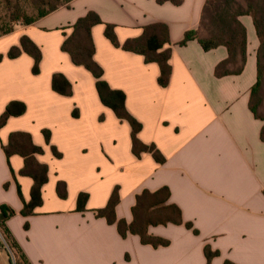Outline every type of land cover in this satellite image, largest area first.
Wrapping results in <instances>:
<instances>
[{
	"label": "crops",
	"instance_id": "crops-1",
	"mask_svg": "<svg viewBox=\"0 0 264 264\" xmlns=\"http://www.w3.org/2000/svg\"><path fill=\"white\" fill-rule=\"evenodd\" d=\"M205 3L73 0L70 7L32 25H18L0 38V118L11 110L0 128V215L2 206L15 212L3 221L0 216V222L28 264H207V247L219 252L212 264H264V121L250 109L260 41L254 22L241 17L248 33L245 69L217 77V65L228 57L226 47L206 51L198 39L178 45L191 30L206 37L201 32ZM89 11L104 22L92 29L104 79L125 92L127 109L143 124L139 138L157 146L164 164L151 153L140 158L133 153L131 125L103 104L93 74L62 50L72 25ZM156 23L166 24L170 32L167 87L159 83L158 63H147L144 55L123 50L106 36V24H113L123 44ZM23 36L42 51L39 74L28 53L8 55L13 47L21 48ZM55 75L71 84L70 95L54 89ZM45 130L51 133L50 143ZM13 132L29 133L44 149L38 161L49 167L43 202L29 215L23 210L32 201L34 179L22 174L21 155L9 159L4 150ZM53 146L62 157L55 156ZM59 181L67 185L66 198L58 194ZM117 186L119 219L131 224L137 196L168 187L170 203L194 228L151 226L150 234L171 242L159 248L143 244L139 235L122 237L116 224L95 214ZM81 193L89 194L85 211L78 209Z\"/></svg>",
	"mask_w": 264,
	"mask_h": 264
},
{
	"label": "trees",
	"instance_id": "trees-1",
	"mask_svg": "<svg viewBox=\"0 0 264 264\" xmlns=\"http://www.w3.org/2000/svg\"><path fill=\"white\" fill-rule=\"evenodd\" d=\"M73 0H0V38L12 33L18 25L29 26L41 18L53 13L62 7H70ZM158 4L171 2L174 5H181L183 0H156ZM251 16L257 31L260 45L257 52V82L252 88L250 109L255 117L264 121V0H206L201 19V32L206 37L200 36V30L188 31L179 45L185 46L190 41L198 39L204 50L210 51L220 46L228 50V57L220 62L215 75L219 78L239 75L246 66L248 58V33L247 28L241 21V17ZM103 20L95 11H89L87 15L79 18L72 25L73 31L62 45V50L69 53L74 64L83 66L89 70L96 78V87L103 104L111 108L117 117L126 121L132 128L133 153L140 158L143 153H151L155 160L164 164L166 158L152 144H146L139 138V133L143 129V124L137 120L127 109L126 94L122 90L113 89L104 79V69L95 60V43L92 35L94 26L103 24ZM106 36L111 42L121 47L123 50L138 53L145 56L147 63L156 62L160 66L161 74L159 83L167 87L171 80L172 66L170 59L172 56V46L169 28L164 23H156L145 27L142 36L128 39L121 44L115 32V25L106 24ZM166 45L168 48L164 49ZM24 51L31 55L34 60L33 71L40 73V65L43 58L42 51L28 36L21 39V48L13 47L9 52L10 58L18 57ZM3 55H0V62ZM62 81V82H61ZM63 83L60 86L59 83ZM53 87L57 92L70 95L72 93L71 84L62 76L55 75ZM10 108L0 118V128L3 127L9 116ZM48 143L51 141L49 130L44 131ZM264 141V126L261 132ZM56 157L62 154L56 147H52ZM7 157L10 159L15 154L21 155L25 159L23 175L31 176L34 179L32 188V201L26 204L23 214L29 215L36 206L42 204V188L48 182L49 167L38 161L37 155L43 154L44 149L36 145L29 133L13 132L10 135L9 143L4 146ZM57 191L61 198L67 197V185L64 181H59ZM171 191L168 187H161L155 192L144 190L137 196V203L133 208L134 220L129 224L125 219H119L116 208L121 201L120 187L117 186L108 204L101 209H96L95 214L99 218H105L109 224H116L122 237L129 234L139 235L143 244L152 245L155 248L170 245L168 239L157 237L149 233L151 226L168 224H185L188 229H193V224L185 223L182 210L174 203H170ZM89 199L88 193H81L78 199V209L85 211ZM15 212L6 206L1 207V219L13 216ZM4 236L8 245L17 257L19 264H28L18 243L15 241L10 231L0 222ZM198 234L197 230H194ZM219 252H213L206 248L207 264H212L213 258ZM225 264H235L226 261Z\"/></svg>",
	"mask_w": 264,
	"mask_h": 264
},
{
	"label": "rangeland",
	"instance_id": "rangeland-1",
	"mask_svg": "<svg viewBox=\"0 0 264 264\" xmlns=\"http://www.w3.org/2000/svg\"><path fill=\"white\" fill-rule=\"evenodd\" d=\"M246 17H248V18L250 19L251 23L253 24L252 17H251V16H246ZM255 36H256V38H257V40H258V35L256 34V32H255ZM178 45H179V44H178ZM179 46H181V45H179ZM181 47H182V46H181ZM257 78H258V68H257ZM255 84H256V83H255ZM255 84H254V85H255ZM253 87H254V86H253ZM261 111L264 112V105H263ZM14 262H15L16 264H19L16 256H15V260H14V259L11 257L9 250H7V249H2V250H0V264H15Z\"/></svg>",
	"mask_w": 264,
	"mask_h": 264
},
{
	"label": "built area",
	"instance_id": "built-area-1",
	"mask_svg": "<svg viewBox=\"0 0 264 264\" xmlns=\"http://www.w3.org/2000/svg\"><path fill=\"white\" fill-rule=\"evenodd\" d=\"M2 249L9 250L11 257L15 260V254L12 251V249L10 248V246L8 245L7 240H6L4 233H3L2 227L0 225V250H2Z\"/></svg>",
	"mask_w": 264,
	"mask_h": 264
}]
</instances>
